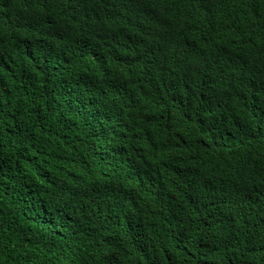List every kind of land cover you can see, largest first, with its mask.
Returning a JSON list of instances; mask_svg holds the SVG:
<instances>
[{"label":"trees","instance_id":"obj_1","mask_svg":"<svg viewBox=\"0 0 264 264\" xmlns=\"http://www.w3.org/2000/svg\"><path fill=\"white\" fill-rule=\"evenodd\" d=\"M0 264H264V0H0Z\"/></svg>","mask_w":264,"mask_h":264}]
</instances>
